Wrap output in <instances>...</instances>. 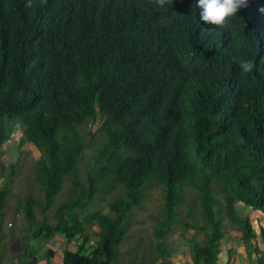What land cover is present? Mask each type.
<instances>
[{"label":"trees","instance_id":"obj_1","mask_svg":"<svg viewBox=\"0 0 264 264\" xmlns=\"http://www.w3.org/2000/svg\"><path fill=\"white\" fill-rule=\"evenodd\" d=\"M261 8L264 0H247L221 28L200 21L194 0L163 7L155 0H0V147L14 125L20 143L39 152L33 172L41 213L63 180L70 183L55 223L42 221L31 233L34 240L74 241L75 250H63L59 264H115L129 215L142 209L150 186L162 196L153 264H165L169 255L163 239L178 222L187 187L203 236L187 240L190 264L215 263L223 218L253 238L233 207L248 206L264 219ZM246 61L251 71L243 70ZM80 126L90 140L103 137L83 182L77 166L90 142ZM12 175L0 185V231ZM114 186L120 195L107 203L108 213L78 219L75 209ZM35 201L24 200L29 223ZM259 233L264 239V230ZM25 240L17 263L38 264Z\"/></svg>","mask_w":264,"mask_h":264},{"label":"rangeland","instance_id":"obj_2","mask_svg":"<svg viewBox=\"0 0 264 264\" xmlns=\"http://www.w3.org/2000/svg\"><path fill=\"white\" fill-rule=\"evenodd\" d=\"M85 128L87 127L80 126L78 128V131L84 135L85 142H90V146L86 149L77 166L78 178L81 182L85 180L84 173L94 169L92 157L97 146L103 142V137L98 134L90 140L85 135ZM20 139L22 140L21 129L13 125L11 136L0 147V185L4 184L7 175L13 171V175L9 178L10 182L7 185L8 195L5 200L4 215L1 222L0 264H18L17 261L22 260L18 255L22 254L20 245L23 243L24 238H26L25 242H28L29 246L34 247L33 251L39 258L38 262L40 264H59L63 250H75L74 241L66 244L60 235H56L48 242L42 238L34 240L31 233L32 229L42 221L51 225L55 223V207L70 196V183L67 179L63 180L61 189L53 198L51 205L46 211L41 213V199L34 182L33 172L35 162L39 159L40 154L30 144L20 143ZM104 183L105 181L102 183L101 188ZM119 195V186H114L108 194L97 192L83 210L75 209L74 213L78 219H82L83 216L94 211L108 213L107 203L116 199ZM26 197H31L38 204L32 206L33 218L30 223L26 221L23 213ZM161 197L159 187L150 186L145 189L144 197L140 204L142 209H133L129 215L126 234L121 244L116 248L115 264H153V257L150 252L155 249L153 229L156 226V219L161 217L159 212L162 203ZM194 200V192L187 187L183 193L182 203L176 207V219L178 222L172 224V232L163 239L165 242L164 246L166 244L170 250L179 244L178 241L180 239L188 247L189 242L187 240L190 238L196 242L203 239L202 234L198 230L201 221L196 219L197 211L195 204H193ZM188 210H191V217L187 216ZM221 226L226 230L234 228L235 225L229 224L223 218ZM94 231H96L95 227H91L86 231L90 237L89 243L94 239ZM47 250L51 252V255L45 258L43 254Z\"/></svg>","mask_w":264,"mask_h":264},{"label":"crops","instance_id":"obj_3","mask_svg":"<svg viewBox=\"0 0 264 264\" xmlns=\"http://www.w3.org/2000/svg\"><path fill=\"white\" fill-rule=\"evenodd\" d=\"M233 209L238 217L248 220L253 238L245 239L237 225L226 230L222 226V237L214 264H264V239L259 233L261 229L264 230L263 214L240 203H235ZM181 240L171 250L167 246L170 254L165 257V264H190L189 247Z\"/></svg>","mask_w":264,"mask_h":264},{"label":"clouds","instance_id":"obj_4","mask_svg":"<svg viewBox=\"0 0 264 264\" xmlns=\"http://www.w3.org/2000/svg\"><path fill=\"white\" fill-rule=\"evenodd\" d=\"M168 2L169 0H155L159 7H163ZM194 3L199 10L200 21L221 28L225 26L226 19L237 9L247 6V0H194ZM259 11L264 14V8ZM241 66L245 72L253 68L251 61L243 62Z\"/></svg>","mask_w":264,"mask_h":264},{"label":"water","instance_id":"obj_5","mask_svg":"<svg viewBox=\"0 0 264 264\" xmlns=\"http://www.w3.org/2000/svg\"><path fill=\"white\" fill-rule=\"evenodd\" d=\"M51 255V252L50 251H47L46 252V256H50Z\"/></svg>","mask_w":264,"mask_h":264}]
</instances>
